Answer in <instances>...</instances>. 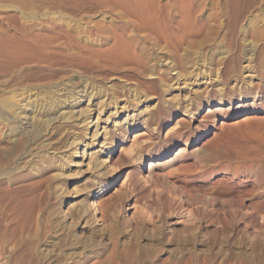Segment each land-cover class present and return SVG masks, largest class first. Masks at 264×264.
<instances>
[{"label":"rangeland","instance_id":"374dc122","mask_svg":"<svg viewBox=\"0 0 264 264\" xmlns=\"http://www.w3.org/2000/svg\"><path fill=\"white\" fill-rule=\"evenodd\" d=\"M152 1L155 2L0 0V51L13 47L18 61L17 64L14 60V67L18 66L16 69L21 72L36 73L22 81L27 85L21 88L23 90L17 89L16 101L28 100L36 93L35 87L69 72L96 81L104 95L89 102L93 124L87 129L85 122L78 124L70 120L73 121L71 135L80 133L79 136L92 139L95 130L100 129V137L93 140L103 143L105 137L115 136L116 130L137 126L134 133L122 132L118 138L119 153L106 154V163L120 167L124 180L118 185L119 173L110 168L111 180L106 183L104 195L95 202L100 205L113 195L130 192L134 187L132 180L140 178V186L131 195L139 197L126 203L122 220H131L136 210L149 211L148 226H153L160 219V209L153 204L157 193L174 195V198L182 195V200L176 199L183 207V217L170 215L163 223L182 230L184 225L191 226L195 208L211 212L202 225L200 264H264L261 256L264 254V0H200L195 23L187 26V30L184 28L187 38L182 41L184 47L190 43L200 44L201 48L194 51L202 59L198 65L190 64L182 70L184 76L178 80L171 69L143 72L139 65L131 62V56L127 57L130 60L120 62L112 53L110 57L109 53H102L113 44H123L117 28L123 22L120 14L139 10V5L143 6L140 10L145 9L154 4ZM166 1L160 0V3ZM210 35L211 40L202 44ZM37 71L41 73L39 76ZM32 76L35 77L32 79ZM36 77L39 81L34 80ZM32 85L34 88L30 87ZM86 104H75V107L78 111L88 106ZM205 131L209 133L199 139ZM132 147L135 153L130 155L128 151ZM99 150L100 147L94 146L90 153ZM136 152L141 153L138 157L150 159L152 155H162V159L150 162L153 166L149 173H141V163L139 170H135L137 162L130 159ZM80 167L87 169L86 164ZM88 180L91 178L87 175L70 189L80 185L84 190ZM4 187L0 186V264H33L26 240L34 224L30 215L33 208L34 214L39 208L35 203L22 202L21 193L7 192ZM37 195L34 193V197ZM187 195H202V202L192 205ZM78 196L67 201L63 210L86 198ZM236 211L240 213L234 221L229 213ZM246 214L251 217L247 218ZM224 226L228 232L232 231L231 235L227 234L220 243L210 237L212 233L221 237ZM172 250H177L173 253L177 259L179 255L184 256L179 264H194L189 252L182 254L179 246H173ZM159 257V264H169L165 250Z\"/></svg>","mask_w":264,"mask_h":264},{"label":"bare ground","instance_id":"6f19581e","mask_svg":"<svg viewBox=\"0 0 264 264\" xmlns=\"http://www.w3.org/2000/svg\"><path fill=\"white\" fill-rule=\"evenodd\" d=\"M199 1L167 0L166 3L161 4L160 0H155V2L152 1L153 5L149 4L148 7L144 6L146 8L140 10L143 8V3L147 2L144 1L142 7L139 5V10L130 13L120 12L121 16H118L123 22L117 28L121 31L120 37H122L123 44H113L102 53H109V57L112 53L116 58L112 57L120 62L131 56V62L139 65L143 72H154L158 68L171 69L172 72H175L172 74L176 75V80H178L184 76L182 70L187 69L190 64L198 65L202 59L201 56H196L198 52L194 51L196 48H201L200 44L186 43L187 45L184 47L185 44L182 41V38L187 36V26L195 23L198 8L201 7ZM128 9L130 10L132 7ZM111 23V25L114 24V22ZM103 30L105 31L106 28ZM211 38V35L206 37L202 44H207ZM95 45L104 46L106 44ZM10 48V46L5 47L0 51V186H6L4 189L6 188L7 192L15 190L18 194L21 193L22 202L35 203L39 208L35 214L33 208L32 215H30L34 224L30 228L31 231L28 232L26 240L33 264H159V253L162 250L166 251L169 264L182 263L184 256L179 255L177 259L176 254H173L177 250L173 252V246H179L182 254H185V251L189 252L192 262L200 264L201 243L203 242L202 225L211 213L208 210H204L202 207L195 208V216L189 224L191 226L184 225L182 230L167 227V223L163 222L165 219H169L170 215L183 217V213H181L183 207L179 202L183 198L182 195H176V198L179 199L177 200L174 195L172 197L158 192L154 197L153 204L160 209V219L154 222L153 226H148V221L151 220L149 211L136 210L131 220H122L121 215L126 203L139 197L131 195L136 193L140 186V178L132 180L134 187L130 192L113 195L107 203L98 205L95 202L96 198L104 195L107 188L106 183L111 180L112 171L110 168L119 173L118 185L124 180V177L121 178L120 167H110V164L106 163V154L110 152L108 154L111 155L114 151L119 153L121 146L117 148L120 144L118 138L124 130L129 133L136 132L137 124L116 130L115 136L105 137L103 143L93 140L95 137H100V129H97L99 123L95 125L97 130L93 133L92 139L81 137L80 133L77 136L71 135L69 130L73 121L78 124L80 121L85 122L83 124L88 126L87 129L93 124L94 118L89 114L91 112L89 102L104 95L102 89L94 83L96 81L91 82L82 74L81 76L74 74V76L71 74L73 72H69L61 75L60 78L57 76V80L51 77L54 81H50V79V82L46 81L48 83L42 84L44 86H39L42 82L36 85L39 87L30 86L36 89V93L28 100L18 103L16 101L18 92L16 91L25 88L27 84L24 86L23 82L33 72H21V70H17L18 66L17 69L14 67L17 59H15L12 50L14 48ZM95 53L97 52L95 51ZM111 60L114 63L112 58ZM16 62L18 64V61ZM196 67L193 68L197 69ZM35 69L38 68L35 67ZM43 70L45 69L43 68ZM59 73L61 72L59 71ZM202 73L196 76H201ZM34 77L32 76V79ZM34 80L39 81L37 77ZM171 80L175 81V79ZM33 83L36 84V82ZM105 95L107 94L105 93ZM21 98L23 100V97ZM85 103L88 106L77 111L75 104ZM70 120H73L72 123ZM79 126L77 125V127ZM208 133L209 131H205L199 139L204 138ZM94 146L100 147V150L97 153H90ZM128 152L131 155V153H135V150L132 147ZM138 154L136 152L130 159L137 162L135 170L140 167L141 163V173H149L153 166L150 162L162 159V155H152L150 159H147L140 155L138 157ZM82 164H86L87 169L80 167ZM245 173H249V170H245ZM87 175L90 176L91 181H85L84 190L80 189V185L73 190L70 189L75 182L84 181ZM33 192L38 194L37 197H34ZM80 193L83 194L78 196ZM76 196H78L77 198L86 196V198L78 201L76 206L70 205L67 210H63L65 203ZM187 197L188 202H192V205L202 202V195H187ZM90 199L93 202H90ZM239 213L236 211L229 215L235 221ZM245 216L251 217L248 214ZM183 221L185 222V220ZM224 227L221 235L223 238L216 234L215 236L218 237L215 238L213 233L210 237L213 236V239H218L220 243V240L224 239L227 234H232V231L229 233L226 226ZM214 246L211 247V250ZM261 256L264 257V254L262 253Z\"/></svg>","mask_w":264,"mask_h":264}]
</instances>
